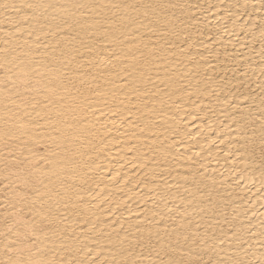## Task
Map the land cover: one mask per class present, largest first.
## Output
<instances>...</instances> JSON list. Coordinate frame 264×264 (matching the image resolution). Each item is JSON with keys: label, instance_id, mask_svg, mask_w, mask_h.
<instances>
[{"label": "snow or ice", "instance_id": "1", "mask_svg": "<svg viewBox=\"0 0 264 264\" xmlns=\"http://www.w3.org/2000/svg\"><path fill=\"white\" fill-rule=\"evenodd\" d=\"M109 139L139 176L93 175ZM256 203L264 0H0V264H264Z\"/></svg>", "mask_w": 264, "mask_h": 264}, {"label": "bare ground", "instance_id": "2", "mask_svg": "<svg viewBox=\"0 0 264 264\" xmlns=\"http://www.w3.org/2000/svg\"><path fill=\"white\" fill-rule=\"evenodd\" d=\"M58 2H63V0H58ZM130 2H136V0H130ZM175 2V0H174ZM193 2H197V0H193ZM198 2L200 4H202L205 8L208 7L209 4H217L219 2V0H198ZM229 2H234V0H225V3H229ZM241 2H243V0H241ZM253 2H255V0H253ZM197 16H207L208 17V21H206V23L208 22H213L214 23V17L215 14H217V10L215 8H210L208 10V12L204 13L201 12L199 9H194L193 10ZM219 14H223V13H219ZM261 13L253 11L252 13V18H251V22L255 23V24H259V17H260ZM215 29H213L214 31ZM205 31H207V29H205ZM258 31V29H257ZM247 42V38L241 37V43H245ZM250 47H254L257 51L259 50V42H255L254 44H250ZM230 50L231 46H229ZM237 49H239V45H237ZM240 51H247V49H239ZM193 51H196V49H193ZM256 60V62H259V57L255 56L254 53L252 54ZM229 75H232L231 72H229ZM258 91V90H257ZM193 99H195V97H193ZM179 103V101H177ZM189 110H191V106L190 104L188 105ZM221 120H223L224 118L221 116L220 117ZM196 123L198 124L199 121H196ZM219 123V121L217 122ZM109 127H111V125H109ZM109 137L112 136H116L117 133L115 131H113L112 133L108 134ZM96 143H99V138H97V140L95 141ZM105 143L109 144V148L111 149L110 151H97L93 153V159L95 160V163L100 165V170L97 173H93L94 176H106L109 172H115L117 170H119L121 172V176H124L126 178H132L134 176H139L140 172L138 169H135L133 167H131V165L125 161L122 160L120 158V154L118 153L117 150V146H114V142L111 141V139L106 140ZM102 147V146H101ZM220 148H223L226 150V144L225 145H220ZM214 155H218L220 158V163L223 164V152H220L218 154H214ZM210 163H209V173H212V169L213 168H217L218 171L215 173V175L218 178L220 177V172H223L225 176L229 175V173L223 169L220 168L219 165L216 162V159L213 158H209ZM124 164L125 167L123 169H120V165ZM241 167H243V165H241ZM180 171H183V169H181ZM102 187L105 188L106 193L109 191V188L111 190V192L113 193V200H126L127 205H131L133 212L139 211L141 209H143L146 205H144V203L139 199L138 196L133 195V193H138V192H147V189L144 188L143 186L140 187H134V181L133 183H130L127 188L124 189L123 192H117L116 188L120 187L121 185H115V186H111L110 187V182L105 179L101 185ZM250 187V185H249ZM249 187H245L243 190L240 189H229V191H235L236 195L238 196H243L245 197V199H247L250 196H253L254 193H256V188H251V190L249 191ZM257 188L259 187V184H257L256 186ZM129 189H131L132 191H129ZM96 191H99V188L96 189ZM128 197H131V199H128ZM241 201H237V203H240ZM147 207H151V202L149 201ZM255 210L257 212L259 211H264V209H260L259 203H256L255 205ZM124 215L127 216L128 212H127V206H125L124 208Z\"/></svg>", "mask_w": 264, "mask_h": 264}]
</instances>
